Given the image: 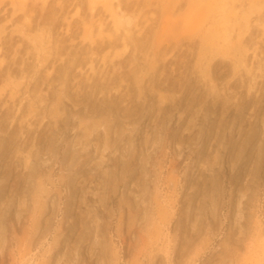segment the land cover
I'll return each mask as SVG.
<instances>
[{
  "label": "rangeland",
  "instance_id": "rangeland-1",
  "mask_svg": "<svg viewBox=\"0 0 264 264\" xmlns=\"http://www.w3.org/2000/svg\"><path fill=\"white\" fill-rule=\"evenodd\" d=\"M0 264H264V0H0Z\"/></svg>",
  "mask_w": 264,
  "mask_h": 264
},
{
  "label": "bare ground",
  "instance_id": "bare-ground-1",
  "mask_svg": "<svg viewBox=\"0 0 264 264\" xmlns=\"http://www.w3.org/2000/svg\"><path fill=\"white\" fill-rule=\"evenodd\" d=\"M122 13V12H121ZM128 20V22H129V19H127Z\"/></svg>",
  "mask_w": 264,
  "mask_h": 264
}]
</instances>
